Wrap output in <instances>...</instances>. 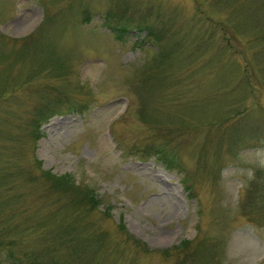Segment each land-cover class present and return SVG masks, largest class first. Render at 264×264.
<instances>
[{
  "label": "rangeland",
  "instance_id": "374dc122",
  "mask_svg": "<svg viewBox=\"0 0 264 264\" xmlns=\"http://www.w3.org/2000/svg\"><path fill=\"white\" fill-rule=\"evenodd\" d=\"M160 142L183 173L123 153ZM39 162L89 264H264V0H0V187L50 227Z\"/></svg>",
  "mask_w": 264,
  "mask_h": 264
},
{
  "label": "trees",
  "instance_id": "16d2710c",
  "mask_svg": "<svg viewBox=\"0 0 264 264\" xmlns=\"http://www.w3.org/2000/svg\"><path fill=\"white\" fill-rule=\"evenodd\" d=\"M106 20L108 22L109 18ZM121 32L117 34L118 37H121ZM57 101H60V98H57ZM68 105L71 107L70 111L79 113H83L87 109L85 104H79L77 101L68 102ZM57 112V109H54L49 116H53ZM123 150V153L139 158L153 156L167 168L183 173L181 160L176 152L168 147L167 143H134ZM38 168L40 173L46 177L48 189L51 190L52 195H56V198L62 199V205L63 207L65 205L67 212L64 211V208L56 207L48 215L46 214V220L51 223L50 227L44 218L37 222L30 221L33 219L22 222L18 217L19 210L16 202L8 197L9 194L3 192L2 196L0 187V249L5 253V261L9 264H74L78 261L89 264L85 258L88 244L86 240L79 238L80 232L75 228L74 220L71 219L77 218L78 206L81 207V210H90L91 207L97 205L96 199L87 193L88 190L84 185L78 183L70 175H56L45 171L41 168L40 162ZM10 182L13 181H9L8 185ZM187 182L186 176L183 177L182 183L191 191ZM119 227L137 245H142L140 240L128 233L122 222ZM191 244L192 242L189 240H182L178 245L166 250L165 253L190 247Z\"/></svg>",
  "mask_w": 264,
  "mask_h": 264
}]
</instances>
